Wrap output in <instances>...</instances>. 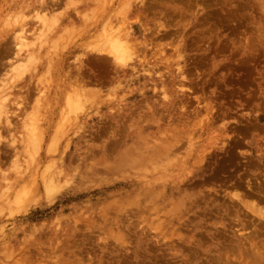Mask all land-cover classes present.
<instances>
[{
  "label": "rangeland",
  "instance_id": "rangeland-1",
  "mask_svg": "<svg viewBox=\"0 0 264 264\" xmlns=\"http://www.w3.org/2000/svg\"><path fill=\"white\" fill-rule=\"evenodd\" d=\"M123 1L60 0L44 10L37 0H0V39L6 35L12 42L23 32L29 41L19 61L12 54L0 70L8 116L0 114L10 123L4 117L0 125H12L10 131L0 126V264H244L247 256H238L243 248L218 251L215 232L232 227L237 237L240 230H264V188L258 198L243 196L240 205L228 198L256 191L264 181V0H189L188 8L183 0H136L148 7L137 16L124 15ZM41 13L50 27L43 26ZM124 18L146 53H134L127 73L115 80L118 75L101 72L91 58L97 50L91 46L103 43L104 25L122 29ZM156 109L164 113L152 114ZM164 129L180 140L168 157L180 164L179 185L187 192L176 210L168 195L154 203L139 188L120 184L141 180L122 163L120 149L140 135L157 145L155 135L164 137L157 132ZM114 134L122 144L103 153ZM213 142L224 151L209 148ZM193 157L200 160L193 163ZM199 163L204 169L194 171ZM225 197L240 211L230 207L226 217Z\"/></svg>",
  "mask_w": 264,
  "mask_h": 264
},
{
  "label": "bare ground",
  "instance_id": "bare-ground-1",
  "mask_svg": "<svg viewBox=\"0 0 264 264\" xmlns=\"http://www.w3.org/2000/svg\"><path fill=\"white\" fill-rule=\"evenodd\" d=\"M37 1H39V5H40V7L39 8H41V9H48L49 7H54V6H57V5H59V2H60V0H59V2L56 0V1H53V2H50V0H49V2H42L43 0H37ZM41 1V2H40ZM52 1V0H51ZM126 1V0H125ZM148 1V0H147ZM150 1V0H149ZM158 1V0H157ZM165 1H168V0H165ZM172 1V0H171ZM178 1H180L181 2V0H178ZM178 1H177V3H178ZM184 1V2H183ZM182 2L186 5L185 7H187L188 8V6H189V0H183ZM140 2V1H139ZM141 2H144V1H141ZM176 1H174V3H175ZM192 1H190V3H191ZM123 3H124V5L122 4V10L125 12L124 13V15H126V14H132V13H136L135 15L137 16V15H139V13L140 14H143V13H141L142 11H143V9L144 10H146V9H148V7H147V5H146V9L145 8H141V6L139 5V6H137L136 4H134V3H138V1H136V0H134V2L132 3V2H130V0H127L126 2H124L123 1ZM160 6V5H159ZM153 7V6H152ZM155 7V6H154ZM180 7H182V6H180ZM150 8V7H149ZM187 8H186V10H187ZM20 9V8H19ZM176 9V8H175ZM175 9H172V11H174ZM158 10V9H157ZM168 10V9H167ZM50 12V11H49ZM148 12H150V10H148ZM166 12V11H165ZM17 13H18V11H17ZM45 13V12H44ZM42 14V13H41ZM50 14V13H49ZM121 14H123V13H121ZM150 14H152V13H150ZM17 15V14H16ZM45 15L47 16V13H45ZM43 16V14H42V16H40V18H41V22H42V24H43V26H45V28H48V27H50L51 25V22H49V20H50V18L49 17H46V16ZM134 15V16H135ZM169 15V14H168ZM134 16L132 17L133 19L132 20H134L135 18H134ZM135 16V17H136ZM178 16V15H177ZM181 16V15H180ZM123 17H125V16H123L122 15V19H120V20H122V23H123ZM151 17V16H150ZM163 17V16H162ZM19 18V17H18ZM147 18H148V16H147ZM165 18V17H164ZM17 19V17L15 18V20ZM118 19H119V17H118ZM136 19H138V18H136ZM156 19V18H155ZM158 19V18H157ZM169 19V18H168ZM14 20V21H15ZM19 20H20V18H19ZM115 20H116V17H115ZM115 20H113L112 19V21L111 22H113V24H114V22L115 23H119V22H121V21H115ZM125 20H126V18H124V24L127 22V20H126V22H125ZM131 19H130V21H132ZM138 20H142L141 18L140 19H138ZM22 21H23V19H22ZM147 22L148 21H150V19H148V20H146ZM155 21H157V20H155ZM154 21V22H155ZM17 21H15V23H16ZM165 22H167V20H165ZM164 22V23H165ZM168 22H169V20H168ZM20 24H21V22H19ZM19 23H18V25H19ZM142 23V22H141ZM144 23V22H143ZM157 23H159V22H156V24ZM161 24H163V23H161ZM134 24H132V23H128L127 24V27H125L126 26V24L123 26V28L121 29V27H120V25L118 24V26L120 27H118V28H116V27H112L113 25H111V26H108V25H104V27H103V33H102V39H103V43L100 45V46H91V47H93L94 49H97V50H95V53H94V55H93V53H91L93 56L91 57L93 60H95V61H97V63L98 62H100V64H101V66H102V68L103 69H101L102 71L101 72H103V70L105 71V73L106 74H108V72L109 73H114L115 75H118V76H115L116 78H115V80H119V78H121V76L122 75H124V74H126L127 73V70L124 68V66L126 65V64H128L129 62L128 61H132V55L134 54V53H138L139 54V52H141L142 51V49L144 50L143 52H145L146 53V51H145V49L144 48H141L142 46H141V42H137L138 44H135V42H134V40L136 39V38H133V32H131V31H129L130 29H132V28H134V26H133ZM159 25V24H158ZM157 25V26H158ZM171 25V24H170ZM53 26V25H52ZM19 27H21V25L19 26ZM101 27V28H102ZM164 27V26H163ZM18 29L16 28V30H14V31H17ZM21 30V29H20ZM20 30H18V31H20ZM148 30V29H147ZM23 31V30H22ZM101 31V32H102ZM156 31V30H155ZM163 31V30H162ZM167 31V30H166ZM21 32V31H20ZM161 33V32H160ZM166 33V32H165ZM16 34V33H15ZM101 34V33H100ZM139 34V33H138ZM147 34V33H146ZM10 35V34H9ZM149 35H150V32H149ZM6 35H2V39H0V40H2V41H0V42H2L1 44H0V70H3L4 69V67H6L5 65H4V63H3V59L4 58H6V57H8V56H10V55H12L13 54V56H11V58H14L15 59V61L16 62H18L23 56H21L20 55V51L22 50L21 49V47L22 46H27L28 45V40H27V37L25 36V34L23 33V32H21L20 34H18V35H16L15 37L14 36H12V42H11V39H8L9 40V43H8V40H6V37H5ZM11 36V35H10ZM100 36V35H99ZM163 36H165L164 38H166V36L167 35H163ZM5 37V38H4ZM8 37V36H7ZM158 37V39L160 38V36H157ZM8 38H10V37H8ZM101 39V38H100ZM99 39V40H100ZM154 39L156 40V37H154ZM13 40H15L14 42H13ZM28 42H27V41ZM99 40H98V42H99ZM137 40V39H136ZM160 40V39H159ZM162 40V39H161ZM100 41H102V40H100ZM12 44H11V43ZM160 43H159V45L161 46V41H159ZM100 44V43H99ZM144 44V43H143ZM176 45V44H175ZM175 45L173 44L172 46H174V48H175ZM184 45V44H183ZM182 45V46H183ZM13 46V47H12ZM141 46V47H140ZM148 46H150V45H148ZM147 46V47H148ZM181 46V44H180V47H182ZM176 47H177V45H176ZM179 47V46H178ZM27 48V47H26ZM140 48H141V51H140ZM172 49H173V47H171ZM183 49H184V47H183ZM100 50V51H99ZM175 50V49H174ZM177 50V49H176ZM176 50H175V52H176ZM178 50H180V48L178 49ZM143 52H142V54H143ZM178 53L180 52V51H177ZM31 53V52H30ZM162 53V52H161ZM177 53V54H178ZM181 53V52H180ZM182 53H183V50H182ZM141 54V53H140ZM139 54V55H140ZM158 54H160V53H157V55ZM176 53H175V56L174 57H176V55H177ZM21 57V58H20ZM29 57H31L30 55H29ZM52 57V56H51ZM60 57V56H59ZM177 57H179L180 58V56L179 55H177ZM176 57V58H177ZM54 58V57H53ZM56 59L58 58V57H55ZM164 58V57H163ZM35 60L36 59V57H31V60ZM48 59H50V56L48 57ZM140 59V58H139ZM156 59V58H155ZM162 59V58H161ZM12 60V59H11ZM51 60H52V58H51ZM51 60L49 61V60H47V62H49V64H50V62H51ZM158 60V59H157ZM12 61H14V60H12ZM165 61H167V58L165 59ZM114 62V63H113ZM178 62V61H177ZM52 63H54V62H52ZM111 63H113V64H115V66L113 67V68H110V65H111ZM166 63V62H165ZM60 64V63H59ZM132 64V63H131ZM51 65V64H50ZM50 65H47L48 66V69H50L49 67H50ZM162 65V64H161ZM160 65V66H161ZM53 66V65H52ZM113 66V65H112ZM111 66V67H112ZM157 66V65H156ZM158 66H159V64H158ZM159 66V69L161 68ZM177 66L178 65H176V68H177ZM149 68V67H148ZM19 69V68H18ZM17 69V70H18ZM21 69V68H20ZM133 69V68H132ZM155 69V68H154ZM157 69V68H156ZM177 69H179V67L177 68ZM17 70H15V71H17ZM147 70V69H146ZM131 71V70H130ZM155 71H158V70H155ZM18 72V71H17ZM22 72V71H21ZM60 72V71H59ZM129 72V71H128ZM145 72H147V71H145ZM149 72H151V71H149ZM23 73V72H22ZM157 73V72H156ZM80 74L82 75L83 74V72H81L80 71ZM106 74H103V75H106ZM19 75V74H18ZM78 75V74H77ZM80 75V76H81ZM110 75V74H109ZM121 75V76H120ZM130 76V75H129ZM75 77H76V75H75ZM105 77H107V75L105 76ZM77 78V77H76ZM103 78H104V76H103ZM108 78H110V77H108ZM124 78V77H123ZM161 78H163V77H161ZM78 79H79V77H78ZM102 79V78H101ZM112 79V78H111ZM110 79V80H111ZM104 80H106V79H104ZM103 81V80H102ZM102 81H101V83H102ZM75 83L77 82L76 80L74 81ZM82 82V81H81ZM90 82V81H89ZM80 83V79H79V81H78V84ZM100 83V84H101ZM118 83H119V81H118ZM121 83V82H120ZM77 84V83H76ZM85 84V83H84ZM87 84V83H86ZM80 85H82V84H80ZM84 86V85H83ZM154 89V88H153ZM162 89H163V87H162ZM166 89V88H165ZM18 92V91H17ZM82 92V91H81ZM163 92V91H162ZM166 93V92H165ZM4 90L3 89H0V112H4V113H6V109L4 108L5 106H4V99L5 98H3L2 96H4ZM82 94V93H81ZM168 94V93H167ZM162 95H164L163 93H162ZM165 96V95H164ZM147 97V96H146ZM141 101L143 100L144 101V99H140ZM163 100H165V99H163ZM138 101V100H137ZM17 104V103H16ZM130 107V106H129ZM149 107V106H148ZM3 108L5 109V111L3 110ZM145 108V107H144ZM155 109V108H154ZM206 110L208 109V108H205ZM3 110V111H2ZM150 110V109H149ZM132 111V110H131ZM177 111V110H176ZM205 111V110H204ZM167 112V111H166ZM1 113V114H2ZM157 114V113H161V115H162V113H164V111L163 110H159V109H156V110H154V113H152V114ZM0 114V117L2 116V118H0L1 120L2 119H4V117H3V115H1ZM132 114V113H131ZM130 114V115H131ZM155 114V115H156ZM5 115H7V113L5 114ZM207 111H206V113H205V119L207 120ZM208 115H211V114H209L208 113ZM8 116V115H7ZM44 116V118H46L45 117V115H43ZM129 115H127V117H128ZM145 116H147L146 114H145ZM144 116V117H145ZM170 116V115H169ZM15 117H17V116H15ZM150 117H151V115H150ZM177 117V116H176ZM211 117V116H210ZM209 117V118H210ZM9 117H5V121L7 122L9 119H8ZM48 118V117H47ZM183 118H184V116H183ZM183 118H181V119H183ZM8 119V120H7ZM40 120V119H39ZM38 120V122H41V121H39ZM124 120L126 121V117L124 118ZM124 120H123V122H124ZM205 120V121H206ZM209 120V119H208ZM214 120V119H213ZM3 121V120H2ZM30 121H31V119H30ZM36 121H37V119H36ZM42 121H43V124H45V125H43V124H40L39 123V125H40V127H43V126H46V123H47V121H48V119H47V121H46V123L44 122L45 120H43L42 119ZM128 121V120H127ZM141 121V120H140ZM139 121V122H140ZM142 122V121H141ZM210 122V121H209ZM2 123V122H1ZM0 123V124H1ZM28 123H29V121H28ZM37 123V122H36ZM42 123V122H41ZM4 124V123H3ZM7 124V123H6ZM5 124V125H6ZM10 123H9V121H8V125H9ZM15 124V123H14ZM16 124H19V123H16ZM30 124V123H29ZM209 124V123H208ZM255 124V123H254ZM7 125V126H8ZM39 125L37 124V127H34V128H36V130H37V128L39 127ZM41 125H43V126H41ZM114 125H115V123H114ZM123 125H125L126 126V124L124 123ZM1 126V125H0ZM31 126V125H30ZM1 127H5V130H8V131H10L9 130V128L10 127H12V125L9 127H7L6 128V126H1ZM1 127H0V129H1ZM169 127V126H168ZM14 128V127H13ZM124 128V127H123ZM123 128L121 129V130H123ZM127 128V127H126ZM4 129V128H3ZM125 129V128H124ZM132 129V128H131ZM143 129H145L144 127L142 128V131H143ZM173 129V128H172ZM178 129H179V127H178ZM42 130V129H41ZM165 130L166 129H164V130H161V131H157V132H161V134H164L165 136L164 137H160V136H158L157 134L155 135L156 136V138L158 139V141H159V143L157 144V145H153V146H150V144H149V142L147 141V138L145 137V136H138L137 138H135L134 139V141H133V143H132V145H128V146H124L125 148L122 150V149H120L121 151H120V153H121V156H120V159H122L123 158V160H121V161H123L122 163L124 164V165H126L127 166V168H130V169H132V170H136V173H137V176H139L140 178H138V179H141V180H144V181H141L140 180V183L139 184H137V183H134V182H132V181H125V182H123V183H120L123 187H134V189L135 190H137L138 188H139V194H145V195H147L148 197H150V200L152 201V202H156V203H158V202H163V201H165V199H166V196L168 195L170 198L172 197V203H173V205H172V208H173V210H176V209H178V207H180V205H182L183 203V199H184V197H186L187 196V192L185 193V188L183 187V185L184 184H182V186H180L179 185V183H180V176L182 175L181 173L183 172V170H180L181 168L179 167V165L180 164H171V162H172V160H171V162L170 161H168V157L171 155V154H174L176 151H178V148H180V147H178L177 146V144L176 143H178L180 140L179 139H175V134H176V131H172V133L170 132V134H167V132H169V131H167V132H165ZM35 131V130H34ZM33 131V132H34ZM141 131V130H140ZM179 131V130H178ZM111 132V131H110ZM109 132V133H110ZM125 132H126V130H125ZM1 133H2V131H0V136H1ZM41 133H42V131H41ZM107 133V132H106ZM35 134H38V133H36L35 132ZM101 137V136H100ZM42 138V137H41ZM40 138V139H41ZM123 138L121 137V136H117L116 137V134H114L113 136H112V140L110 139V142L108 141V143L109 144H106L107 146L106 147H104L103 148V153H105V154H107V153H114L115 151H117L116 150V148H117V146H119V145H121L122 143V140ZM234 140V139H233ZM33 141H35V137H34V139H33ZM154 141V140H153ZM217 141V140H216ZM235 141V140H234ZM219 142V141H218ZM239 141L237 140V143H238ZM106 143V142H105ZM214 143V142H213ZM219 143H221V142H219ZM219 143H218V146H216L215 145V143L213 144V145H208L209 146V148L210 147H212V148H214V146H216L217 148H219V149H221L224 145L223 144H225V143H221V145H223L222 147H219V146H221V145H219ZM235 144V145H238V144ZM210 144H212V143H210ZM232 144V143H231ZM227 147H229L230 145L227 143ZM205 146H203V148H204ZM232 147V146H231ZM236 147V146H235ZM205 148H207V147H205ZM209 148H207L208 150H209ZM233 148V147H232ZM1 149V148H0ZM18 148H16V150L15 151H18L17 150ZM100 149V148H99ZM99 149H98V151H99ZM216 149V148H215ZM225 149V148H224ZM227 149V148H226ZM1 150H3V149H1ZM0 150V151H1ZM97 150V149H96ZM207 153H208V150H206V149H204ZM229 150H230V148H229ZM232 150V149H231ZM3 151H5V150H3ZM93 151H94V149H93ZM210 151H212V150H210ZM209 151V152H210ZM214 151V150H213ZM219 151V150H218ZM224 151V150H223ZM222 151V149H221V152H223ZM100 152V151H99ZM202 152H203V150H202ZM206 152H203V154L205 155L206 154ZM230 152V151H229ZM1 153V152H0ZM9 153V152H8ZM7 153V154H8ZM15 153V152H14ZM95 153V152H94ZM199 153V152H198ZM197 153V154H198ZM232 153V152H231ZM230 153V154H231ZM5 154V153H4ZM3 154V155H4ZM7 154H5L6 156H7ZM16 154V153H15ZM209 154H211V152L209 153ZM208 154V155H209ZM2 155V154H1ZM2 155V158L5 156H3ZM178 155V154H177ZM203 155V156H204ZM228 152H227V157H228ZM202 156V158H204ZM200 157V156H199ZM199 157L198 158H196V160L194 159V157H193V159L194 160H192V162L193 161H196V163H197V159H199ZM223 157V156H222ZM230 157V156H229ZM228 157V158H229ZM206 158V157H205ZM232 158H234V157H232ZM1 159V158H0ZM170 160V159H169ZM200 160V159H199ZM193 163H195V162H193ZM202 163V162H201ZM201 163H199L201 166H199V164H197L199 167H194L193 166V169H194V171H201V170H203L204 169V166L201 164ZM105 164V163H104ZM183 164V163H182ZM193 165V164H192ZM191 165V166H192ZM182 166V165H181ZM179 167V168H178ZM177 171V172H176ZM195 173V172H194ZM191 174V173H190ZM187 175V174H186ZM193 175V174H192ZM185 177V176H184ZM184 179V178H183ZM182 179V180H183ZM185 180V179H184ZM189 180V179H188ZM51 181V180H50ZM239 183V182H238ZM114 184V183H113ZM248 185H249V183H247ZM247 184L245 185V186H247ZM262 184V185H261ZM261 184L260 183H258V186H257V189H255L256 191H254V190H248L249 188H246V187H244V188H246L248 191L247 192H244V194H237V193H234V194H231V195H233V196H231L230 194H229V196H228V198H231V199H233V201H237L236 203H244L243 202V196H248V197H255V198H258L259 197V195H260V192H261V190H263V188H264V181L263 182H261ZM237 185H240V184H237ZM111 186V185H110ZM241 186V185H240ZM240 186H238V188L240 187ZM250 186H251V184H250ZM248 187V186H247ZM109 189H111L110 187H108ZM187 188H188V186H187ZM240 188H242V187H240ZM240 188H239V190H240ZM251 188V187H250ZM130 189V188H129ZM235 189V188H234ZM243 189V188H242ZM252 189V188H251ZM106 190V189H105ZM187 191H188V189H187ZM85 192V191H84ZM227 192V191H226ZM242 193V192H241ZM227 194V193H226ZM76 195V194H75ZM224 196V195H223ZM67 197V196H66ZM135 197V196H134ZM133 197V198H134ZM263 197V196H262ZM145 198V197H144ZM223 198V197H222ZM226 198V199H225ZM224 198V202H226V203H228L227 202V197H225ZM246 198V197H245ZM264 198H262V200H263ZM141 200V199H140ZM147 200V199H146ZM169 200V199H168ZM226 200V201H225ZM253 200V199H252ZM261 200V199H260ZM133 201H135V199L133 200ZM145 201V200H144ZM193 201V200H192ZM198 203H201L200 202V199H198ZM229 201V200H228ZM123 202V201H122ZM195 202V201H194ZM235 202H231V204L229 205V203L227 204V205H225L226 207H225V209H224V212H226V217H227V214H229V212L230 211H232L233 209V207H235V206H233L234 204H232V203H235ZM253 202V201H252ZM121 203V202H120ZM124 203V202H123ZM143 203V202H142ZM164 203H166V202H164ZM254 203H255V200H254ZM253 203V204H254ZM125 204H129V203H125ZM148 204V203H147ZM239 204V205H240ZM258 204H260V203H258ZM187 205V204H186ZM238 205V206H239ZM122 206V205H121ZM124 206V205H123ZM148 206V205H147ZM152 206H153V203H152ZM237 206V205H236ZM243 206V205H242ZM251 206V208H254L253 206L254 205H250ZM150 207V206H149ZM169 207V206H168ZM188 207L189 206H187V208L186 209H188ZM193 206L191 205L190 207H189V209L188 210H190L191 208H192ZM230 207H232V208H230V210H229V208ZM241 207V206H240ZM240 207L238 208V207H235V209L236 208H238L237 210H239L240 209ZM247 207H248V205H247ZM165 209V208H164ZM245 209H247V208H245ZM249 209V208H248ZM241 210H242V208H241ZM158 211H159V209H158ZM157 211V212H158ZM163 211V210H162ZM161 211V212H162ZM240 211V210H239ZM253 211H255L254 213H256V214H254L255 216L258 214V215H260V212L258 211V210H253ZM160 212V211H159ZM158 212V214H161V213H159ZM164 212V211H163ZM188 212V211H187ZM244 212V211H243ZM157 214V215H158ZM164 214V213H163ZM225 214V213H224ZM165 215H166V212H165ZM254 215H252V216H254ZM257 215V216H258ZM175 216V215H174ZM173 216V217H174ZM248 216V215H247ZM255 216L254 217H252V218H255ZM256 216V218L258 219L259 217H257ZM264 216V215H263ZM161 218V217H160ZM163 218H164V216H163ZM162 218V219H163ZM220 218L221 219H223V217H221L220 216ZM158 219V218H157ZM167 219V218H166ZM224 219H226V218H224ZM244 218H241V220H243ZM260 219V218H259ZM227 220V219H226ZM179 221H182L181 219L179 220ZM178 221V222H179ZM228 221H229V219H228ZM235 221V220H234ZM234 221H233V223H234ZM248 221H250L249 219H247V222H245V219L242 221V223L244 222V223H248V225L250 224ZM174 222V221H173ZM236 222V221H235ZM251 222V221H250ZM256 222V221H255ZM255 222H252V223H255ZM261 222V224L263 225L262 226V228L264 227V220L263 221H260ZM175 223V222H174ZM177 223V222H176ZM220 223V222H219ZM228 223V222H227ZM229 223H231V220H230V222ZM233 223H231V224H233ZM243 223V224H244ZM251 223V224H252ZM235 224L236 223H234L232 226H233V229L235 228L234 226H235ZM255 224H258L257 222L255 223ZM181 225V224H180ZM224 228H225V225L222 223L221 224ZM220 225V226H221ZM237 225V224H236ZM252 226V225H251ZM229 227V226H228ZM244 227V225L242 226V228ZM173 228H175V227H173ZM247 228V227H246ZM259 228V227H258ZM227 228H225V230L223 229V231H220V230H218L217 232H215V233H218V234H215V236L214 237H217L218 239H220V240H218V243H217V245L219 246V248H218V251H219V249H222V251H226V252H224L225 253V255L227 254V251H229V250H232V248H233V246L235 247V249H238V250H240L241 248H243V251L242 252H240L241 254L240 255H238L239 256V258L240 259H242L243 260V257H244V255H246L247 256V260H246V258L244 257V260H245V262H244V264H264V230L262 231L260 228V230H258L256 233H254V232H250V231H248L247 232V230L248 229H245V231L247 232L246 233V235H244V233H242L243 232V230H240V231H242V232H240L239 231V236H237L236 237V233L232 230V227H229V229H227ZM236 229V228H235ZM237 229H240L239 227L237 228ZM244 229V228H243ZM256 230H257V228H256ZM226 231H227V234H226ZM238 231V230H237ZM236 231V232H237ZM260 231L262 232V233H260ZM164 236V235H163ZM220 237V238H219ZM231 238V239H229V238ZM163 239V238H162ZM213 239V238H212ZM229 239V240H228ZM254 239H258V242L257 243H255L253 240ZM164 240V239H163ZM180 240V239H179ZM189 240V239H188ZM216 240V239H215ZM227 240V241H226ZM165 241V240H164ZM190 241V240H189ZM189 241H188V243H189ZM167 242V241H166ZM178 243V242H177ZM245 243H249V246L247 247L246 245H244ZM167 244L168 243H166L165 245H166V248H167ZM173 244V243H172ZM177 245V244H176ZM178 245H180L181 247L183 246L184 248H186V246L185 245H181L180 243L178 244ZM194 245V244H193ZM172 246V245H171ZM174 246V245H173ZM245 246V247H244ZM195 247V246H194ZM194 247H192L193 248V250H194ZM175 248V247H174ZM189 249H190V247H188ZM188 248H186V249H188ZM186 249H184V250H186ZM188 249V250H189ZM195 251H198V249L195 247ZM169 250V249H168ZM192 250V251H193ZM192 253V252H191ZM190 253V254H191ZM195 253V252H194ZM243 254V255H242ZM197 255V254H196ZM242 255V256H241ZM191 256V255H190ZM198 256V255H197ZM230 256V255H229ZM228 256V257H229ZM235 256H237V255H235ZM219 257V256H218ZM230 258V257H229ZM233 257L231 256V258L230 259H232ZM239 258H237V259H239ZM188 259V258H187ZM219 260V259H218ZM221 260V259H220ZM234 260H236L235 259V257H234ZM207 261V260H206ZM212 260H210V262H211ZM216 262V261H215ZM230 262H231V260H230ZM230 262H228L229 264H230ZM233 262V261H232ZM231 262V263H232ZM235 262V261H234ZM206 263H208V261L206 262ZM212 263V262H211ZM210 263V264H211ZM222 263V262H221ZM237 263V262H236ZM209 264V263H208ZM212 264H214V261H213V263ZM217 264V263H216ZM227 264V263H226ZM233 264V263H232ZM237 264H239V263H237ZM243 264V263H242Z\"/></svg>",
  "mask_w": 264,
  "mask_h": 264
}]
</instances>
